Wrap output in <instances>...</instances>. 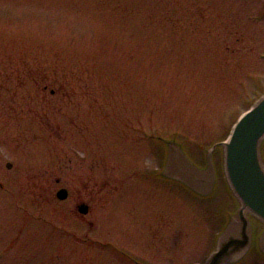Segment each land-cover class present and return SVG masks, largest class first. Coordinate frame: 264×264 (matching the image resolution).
Here are the masks:
<instances>
[{
	"label": "rangeland",
	"instance_id": "obj_1",
	"mask_svg": "<svg viewBox=\"0 0 264 264\" xmlns=\"http://www.w3.org/2000/svg\"><path fill=\"white\" fill-rule=\"evenodd\" d=\"M260 15L264 0H0V264H120L106 243L201 262L225 196L147 191L135 171L162 155L139 132L179 134L202 163L264 94Z\"/></svg>",
	"mask_w": 264,
	"mask_h": 264
},
{
	"label": "water",
	"instance_id": "obj_2",
	"mask_svg": "<svg viewBox=\"0 0 264 264\" xmlns=\"http://www.w3.org/2000/svg\"><path fill=\"white\" fill-rule=\"evenodd\" d=\"M263 141L264 98L236 124L229 141L222 144L224 173L240 208L229 218L218 242V249L207 264H220L226 260L233 263L241 259L252 245L251 218L264 226V163L261 155ZM215 149L216 147L208 154V167L205 170L186 164L181 157L186 165L183 166L185 171L177 172L176 166H172L166 173L177 176L192 192L206 198L213 193L216 185V174L211 161ZM174 152L176 151H172V156ZM173 161L170 158L169 164H174ZM60 198H65V195H60ZM261 244L264 247V234Z\"/></svg>",
	"mask_w": 264,
	"mask_h": 264
}]
</instances>
